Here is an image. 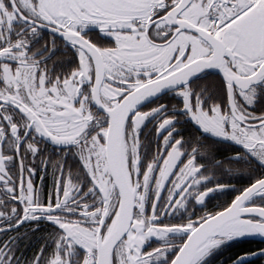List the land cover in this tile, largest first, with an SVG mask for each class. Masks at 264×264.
<instances>
[{"label":"snow or ice","instance_id":"6c2138e0","mask_svg":"<svg viewBox=\"0 0 264 264\" xmlns=\"http://www.w3.org/2000/svg\"><path fill=\"white\" fill-rule=\"evenodd\" d=\"M0 264H264V0H0Z\"/></svg>","mask_w":264,"mask_h":264},{"label":"flooded vegetation","instance_id":"af4514ba","mask_svg":"<svg viewBox=\"0 0 264 264\" xmlns=\"http://www.w3.org/2000/svg\"><path fill=\"white\" fill-rule=\"evenodd\" d=\"M245 242H246V246H247V247L245 246V248H244V247H242V246L245 245ZM252 243H256V241L251 240V239H245L244 242L241 243V244H239V245L237 246V249H234V250H239V251L248 250L250 244H252Z\"/></svg>","mask_w":264,"mask_h":264},{"label":"trees","instance_id":"16d2710c","mask_svg":"<svg viewBox=\"0 0 264 264\" xmlns=\"http://www.w3.org/2000/svg\"><path fill=\"white\" fill-rule=\"evenodd\" d=\"M245 246H246V242H245V245H243L242 247H244L245 248ZM247 247V246H246Z\"/></svg>","mask_w":264,"mask_h":264},{"label":"water","instance_id":"95a60500","mask_svg":"<svg viewBox=\"0 0 264 264\" xmlns=\"http://www.w3.org/2000/svg\"><path fill=\"white\" fill-rule=\"evenodd\" d=\"M246 239H248V238H246Z\"/></svg>","mask_w":264,"mask_h":264}]
</instances>
